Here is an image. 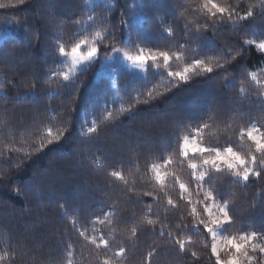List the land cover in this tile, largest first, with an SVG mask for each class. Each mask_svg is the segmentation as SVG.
I'll use <instances>...</instances> for the list:
<instances>
[{
    "label": "trees",
    "instance_id": "1",
    "mask_svg": "<svg viewBox=\"0 0 264 264\" xmlns=\"http://www.w3.org/2000/svg\"><path fill=\"white\" fill-rule=\"evenodd\" d=\"M215 2L232 6L233 18L227 13L213 16L205 0H110L93 6L88 0H0L6 5L0 8V23L13 21L5 25L9 35L0 39V251L15 249L12 264H66V239L75 242L77 264H97L103 257L70 231L69 217L78 213L80 223L91 227L88 221L113 205L122 222L111 225L116 228L111 237L109 227L103 231L110 239L109 255L126 248L124 264H146L153 246L157 255L151 264H215L211 238L202 230L192 237L197 243L186 246L187 254L160 234L161 227L171 228L173 235L183 231L176 225L181 216L185 223L191 221L190 207L187 197L181 201L173 178L164 181L165 193L150 171L151 164L163 165L171 156L172 163L161 170L175 171L188 185L191 199L202 201L188 161L179 155V138L207 122L204 146L230 143L243 154L254 145L246 136L241 141L240 129L255 124L264 130V53L257 47L264 41V7L261 0ZM249 9L251 17L237 19ZM101 29L100 54L65 87L62 77L53 76L70 67V62L59 63V45L70 50L78 38L91 40ZM133 45L179 51L183 59L173 56L170 67L162 60L149 62L146 77L121 71L112 79L101 72L112 52L122 48L136 53ZM222 53L234 58L217 69L213 58ZM195 59L211 63L214 71L197 69L186 81L168 76ZM108 112L114 118L105 120ZM93 119L99 131L89 135L86 129ZM65 127L71 135L50 145L45 141L42 150H35L49 128L55 135ZM195 159L199 163L198 154ZM112 170H121L128 185L110 177ZM204 187L228 202L233 219L226 229L229 236L264 233V179L236 182L226 171L213 170ZM16 189H22L19 195ZM146 191L157 199L143 195ZM168 196L177 209L167 205ZM202 207L197 204L203 216ZM149 218L157 223L147 225ZM133 226L138 232L130 238Z\"/></svg>",
    "mask_w": 264,
    "mask_h": 264
},
{
    "label": "snow or ice",
    "instance_id": "2",
    "mask_svg": "<svg viewBox=\"0 0 264 264\" xmlns=\"http://www.w3.org/2000/svg\"><path fill=\"white\" fill-rule=\"evenodd\" d=\"M17 3L23 4L24 0H17ZM5 6L6 5L4 4H0V8ZM204 7L207 8L213 16L217 13L222 16L227 13L228 19L233 18L232 6H222L217 4L215 0H205ZM261 7H264V0H261ZM252 15L253 13L251 9H249L244 15L238 16L237 19L245 20ZM88 19L91 20L92 17L89 16ZM104 22L105 21H101V23ZM104 31V29L96 31L91 40H88L87 38H78L77 42H74L71 45L70 50L66 49L62 43L59 45L58 52L62 58L59 63L63 65L70 62V67L67 71H55L53 76L58 78L62 77V81L65 82V87H67L68 84L72 82L73 77L76 76L78 66L90 65L94 59L98 57L100 54L98 45L104 41ZM167 31L169 35L172 34L171 26L168 27ZM246 43L251 45L253 42L247 41ZM133 47H137L136 54H130L128 51H124L123 55L128 61H131L133 65L141 69H144L149 62L157 64L159 60L163 61L165 67H170V61L173 56H175L177 60L183 59V55L179 51L170 53L169 51L157 50L153 48L145 49L144 47H139L137 45H133ZM257 47L262 53H264V41H261ZM230 58L234 57L225 53L221 54V58L214 57L213 59L216 60L215 68L223 69L224 65L228 63ZM197 69H203V72L207 74L214 71V67L211 63H206L201 59H195L191 63L187 64L182 71H169L168 76L177 77L181 81H186L188 79V73ZM113 71H115V69H113ZM252 79L259 83L255 74H252ZM8 83L14 84L15 81H8ZM36 86V83L32 82L31 88L35 89ZM2 87L3 85H0V88ZM112 118L114 117L111 112H108V115L104 117L105 120ZM207 128H209V124L207 122L199 124L192 129L191 135H184L180 137L178 144L180 157L188 161L187 167L192 170V177L196 184V192H203L204 194L202 201L199 199L193 201L191 199L192 192L189 191L188 185L180 181V178L175 171L169 173L168 171L161 170L162 167L172 163L171 156L165 158L163 165H158L156 163L150 165V171L154 173L155 182L160 185L161 191H165L166 193L167 186L164 181L169 177L173 178L179 184L181 201L185 200L187 197V205L190 207L191 221L185 223L184 218L181 216L179 223L176 225L178 229L183 231H177V233L173 235L171 228H168L166 231L164 227H161L160 234H166L171 237L172 241L179 246V251L187 254L188 247L186 246H194L197 242L193 240L192 237L199 235L202 230L211 238L212 242L210 255L215 258V264H245V261H247L248 264H252L256 258L249 255V250L255 252L257 249L262 254L260 264H264V244L254 242L257 240L258 236L261 239H264V233H257L255 231L250 233L242 232L238 237L235 235H226V229L233 223L228 202L219 201L213 195V188L204 187L206 177L213 170L220 174L226 171L229 176L236 179V182L243 181L247 183L252 177H255L257 180L264 179V130H261L255 124L247 128L240 129L241 141H243L246 136L247 139L254 145V150L250 147L242 154L239 151H235L230 143L223 147L204 146L202 130ZM98 131V125L95 119H93L90 126L86 129V133L91 135L98 133ZM69 135H71V128L69 127L57 130L55 135H53L52 129L49 128L47 130V134L42 135L39 138V143L36 144L35 150H42L45 147V141L50 145L53 141H58L61 136ZM197 154L199 155V163H197L195 159ZM16 163L18 164L19 161H16ZM129 175H131V173H129ZM109 176L123 181L125 185H128L129 183L128 179L121 170H112L109 172ZM128 190L132 191L131 188ZM15 191L16 194L19 195L22 189H16ZM143 195L152 196L154 200L157 199L152 192L146 191ZM197 204L203 205V216L201 215V212L197 210ZM167 205L171 206L173 209H177L178 207L177 203L174 202L170 196L167 197ZM60 206L64 210V216L68 217L69 214L67 209L63 204ZM77 216L78 213L69 217L70 231L74 232L84 245L93 246L98 258L101 256L103 257V259H98L97 264H124L126 248L121 246L118 250L111 252V255H109L108 253L111 249V243L110 239L106 238L103 231L104 227H109L107 235L111 237L112 234L116 232V228L111 227V225L122 222L118 220L115 205L110 207L106 212H102L89 220L88 223L91 227L81 224L76 218ZM156 223L157 221L155 220L150 218L146 219L147 225L154 226ZM137 232L138 228L133 226L130 230V238L136 237ZM65 245L64 251L66 253V264H77L74 260L75 242L70 239H66ZM205 247H207V244H205ZM224 249L232 250L226 260L221 258V251ZM22 254L26 255V253ZM16 255L17 253L14 248H8L4 251H0V264H5V262H7V264H12ZM154 255H157L155 246H153V249L147 253L145 258L146 264H151V259ZM191 255L196 257L197 253L193 251L191 252Z\"/></svg>",
    "mask_w": 264,
    "mask_h": 264
},
{
    "label": "rangeland",
    "instance_id": "3",
    "mask_svg": "<svg viewBox=\"0 0 264 264\" xmlns=\"http://www.w3.org/2000/svg\"><path fill=\"white\" fill-rule=\"evenodd\" d=\"M108 1H110V0H88V5L93 6L96 2H108ZM12 22L13 21H8V22H5L4 24L0 23V39L9 35L10 31H9V29H7L8 27L5 25L11 24ZM124 51H128L130 54H136L134 52L129 51L128 49H122V48L116 49L114 52H112V54L109 57H107L103 61L102 65H101V72L105 75H108L112 79H115V77L121 71H129L138 77H146V75L148 73V64L146 65V67L144 69H141V68L133 65V63L131 61H128L124 57V55H123ZM86 66L87 65L78 66L77 73L81 69L85 68ZM113 69H115V71H113ZM225 234L228 235L226 232H225ZM254 242L264 244V239H261L258 236L257 240ZM231 251H232L231 249L222 250L221 251V258L226 260L228 258V256L231 254ZM249 255L254 256L256 258L252 262V264H260L262 254L259 252L258 249L255 252L249 250ZM245 264H248V262L245 261Z\"/></svg>",
    "mask_w": 264,
    "mask_h": 264
}]
</instances>
